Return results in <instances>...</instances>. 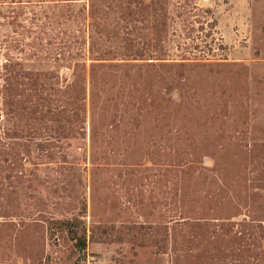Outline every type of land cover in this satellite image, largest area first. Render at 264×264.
Returning a JSON list of instances; mask_svg holds the SVG:
<instances>
[{"label":"rangeland","instance_id":"1","mask_svg":"<svg viewBox=\"0 0 264 264\" xmlns=\"http://www.w3.org/2000/svg\"><path fill=\"white\" fill-rule=\"evenodd\" d=\"M168 10L120 22L148 69L115 71L95 137L88 104L0 159V264H264V0Z\"/></svg>","mask_w":264,"mask_h":264},{"label":"trees","instance_id":"2","mask_svg":"<svg viewBox=\"0 0 264 264\" xmlns=\"http://www.w3.org/2000/svg\"><path fill=\"white\" fill-rule=\"evenodd\" d=\"M170 3L172 0H0V159L9 161L12 155L8 158L6 150L21 145L20 139L28 141L33 122L60 133L75 129L88 104L95 137L101 126L98 112L117 90L110 84L115 71L125 70L127 84L135 86V74L148 69L142 62L148 61L142 42L130 36L134 29L128 26L122 33L120 22H132L135 30L140 29L137 24L143 22L146 12L156 19L167 16ZM113 38L120 40L122 49L115 47L112 52L122 57L108 58ZM28 62L58 65L34 70L27 67ZM62 71L71 73V80ZM149 96L155 104L158 96L152 90ZM112 100L117 107L118 101ZM85 247L86 237L80 241V248ZM259 252L264 257V249Z\"/></svg>","mask_w":264,"mask_h":264}]
</instances>
